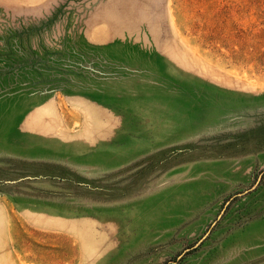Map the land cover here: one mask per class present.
<instances>
[{"label": "rangeland", "instance_id": "obj_1", "mask_svg": "<svg viewBox=\"0 0 264 264\" xmlns=\"http://www.w3.org/2000/svg\"><path fill=\"white\" fill-rule=\"evenodd\" d=\"M0 264H264V0H0Z\"/></svg>", "mask_w": 264, "mask_h": 264}]
</instances>
